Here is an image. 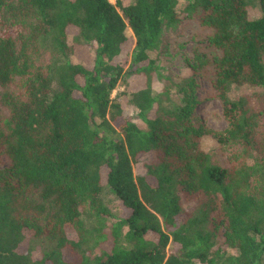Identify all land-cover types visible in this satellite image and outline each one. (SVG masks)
Wrapping results in <instances>:
<instances>
[{"label": "trees", "instance_id": "obj_1", "mask_svg": "<svg viewBox=\"0 0 264 264\" xmlns=\"http://www.w3.org/2000/svg\"><path fill=\"white\" fill-rule=\"evenodd\" d=\"M116 1L0 0V264H264V0Z\"/></svg>", "mask_w": 264, "mask_h": 264}, {"label": "rangeland", "instance_id": "obj_2", "mask_svg": "<svg viewBox=\"0 0 264 264\" xmlns=\"http://www.w3.org/2000/svg\"><path fill=\"white\" fill-rule=\"evenodd\" d=\"M110 1L113 4H116L117 2L116 0H110ZM133 1L134 0H121L124 6H128L129 4L133 3ZM199 32H200V26L196 23H192L189 29L185 32V39H184L185 49L179 51L180 47L177 46V49L171 50L170 57L164 58L167 61V67L171 70V72L175 73L181 71V68L183 67V57H182L183 54H186L189 57L192 56V48L194 46V43L196 42V40L193 39V35ZM126 35L130 37L131 39L130 44H131V41H133L134 39L132 38V32L129 29L126 32ZM132 47L133 46H131V48ZM128 49H130L129 45L126 50ZM91 55H92L91 52L87 53V51H83L81 53L80 58L89 62L92 59ZM135 85L137 86L141 85L140 81L137 80L135 82ZM125 90H126L125 86L123 85L119 86V88L116 91H114L113 97L116 96L118 93L125 92ZM213 94H214V88L210 83V81L207 78H198L197 96L200 103L197 107L193 120L197 125L204 124L206 125V127L210 129L222 131L227 128V123L224 121L222 116V103ZM259 94H260L259 90L252 89L247 86L244 87L232 86L230 88L229 98L233 100L235 98H240V97H244L245 99L250 97L255 102L254 106H258L256 103V97ZM121 99H123V97H121ZM121 102L123 104L125 116H135L137 114L136 109L133 106L129 105L127 100H122ZM206 143L208 144V146L211 147L216 146V142L211 139H207ZM109 200L112 206L116 207L118 205V200L116 199L115 196L110 195ZM188 207H190V205H188Z\"/></svg>", "mask_w": 264, "mask_h": 264}]
</instances>
